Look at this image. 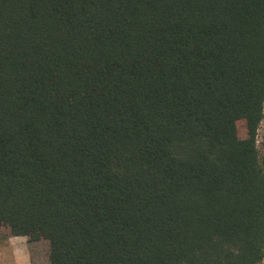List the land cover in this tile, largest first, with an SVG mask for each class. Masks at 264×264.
<instances>
[{
  "label": "trees",
  "instance_id": "16d2710c",
  "mask_svg": "<svg viewBox=\"0 0 264 264\" xmlns=\"http://www.w3.org/2000/svg\"><path fill=\"white\" fill-rule=\"evenodd\" d=\"M263 121L264 0H0V226L50 264H264Z\"/></svg>",
  "mask_w": 264,
  "mask_h": 264
},
{
  "label": "rangeland",
  "instance_id": "374dc122",
  "mask_svg": "<svg viewBox=\"0 0 264 264\" xmlns=\"http://www.w3.org/2000/svg\"><path fill=\"white\" fill-rule=\"evenodd\" d=\"M243 127L240 131L243 134ZM260 138H264V121L260 128ZM50 246L47 240L28 243L25 236H13L0 226V264H24L27 260L33 264H50Z\"/></svg>",
  "mask_w": 264,
  "mask_h": 264
},
{
  "label": "crops",
  "instance_id": "0c3cea01",
  "mask_svg": "<svg viewBox=\"0 0 264 264\" xmlns=\"http://www.w3.org/2000/svg\"><path fill=\"white\" fill-rule=\"evenodd\" d=\"M24 264H33L31 261H30V259H29V261H27V260H25L24 261Z\"/></svg>",
  "mask_w": 264,
  "mask_h": 264
}]
</instances>
